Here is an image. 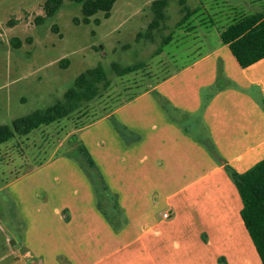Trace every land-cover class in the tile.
Returning <instances> with one entry per match:
<instances>
[{"label":"crops","instance_id":"crops-1","mask_svg":"<svg viewBox=\"0 0 264 264\" xmlns=\"http://www.w3.org/2000/svg\"><path fill=\"white\" fill-rule=\"evenodd\" d=\"M219 32L74 130L94 168L53 152L0 189V264H260L227 168L264 159V58L240 67Z\"/></svg>","mask_w":264,"mask_h":264},{"label":"rangeland","instance_id":"rangeland-1","mask_svg":"<svg viewBox=\"0 0 264 264\" xmlns=\"http://www.w3.org/2000/svg\"><path fill=\"white\" fill-rule=\"evenodd\" d=\"M44 1L0 0V126H10L12 120L61 100L79 74L97 65L102 67L110 86L101 89L100 98L84 105L80 111L85 110L84 116L75 113L0 144V189L43 163L53 152L57 156L70 152L73 162L84 165V160L76 161L80 157L71 150L78 140L74 133L77 127L90 123L108 108L207 51L217 41V29L236 16L257 12L264 3V0H186L188 7L206 10L203 16L189 20V25L196 29L186 33L188 24L182 28L175 26L181 17L177 0H169L165 27L154 31V41L149 42L135 41V36L144 32L151 20V0H115L108 18L104 19L101 13L95 16L98 25L92 21L75 24L73 20L81 18L80 7L64 0L52 18L36 25L34 18L43 15ZM168 35L170 43L156 55L155 50ZM203 35L207 41H202ZM12 37L21 41L19 49L11 48ZM61 60L67 66L62 67ZM112 63L120 67L144 63L145 67L117 77L111 71ZM0 216L16 217L4 189L0 192Z\"/></svg>","mask_w":264,"mask_h":264},{"label":"trees","instance_id":"trees-1","mask_svg":"<svg viewBox=\"0 0 264 264\" xmlns=\"http://www.w3.org/2000/svg\"><path fill=\"white\" fill-rule=\"evenodd\" d=\"M79 5L81 18H75V24H89L91 21L99 24L95 16L102 14L104 19L110 15L115 0H68ZM169 0H151L150 10L152 17L144 32L135 36V41L144 39L154 41L153 32L160 31L165 26V9ZM64 0H45L42 5L43 15L34 18L36 25L42 24L46 19L52 18L63 5ZM180 6L181 17L176 22V28L189 25L191 18L203 16L199 13L200 7L190 8L186 0H177ZM203 20H200L202 22ZM203 24V23H202ZM53 30L57 31L55 25ZM220 41L227 45L238 65L246 68L264 58V10L247 15L234 17L228 24L221 26L219 32ZM28 41V40H26ZM171 41V36L164 37L155 50V54L161 53L163 47ZM12 49H19L21 41L17 37L9 40ZM62 67L67 66L65 60L60 61ZM145 67L144 63L120 67L116 63L111 64V71L117 77H123L136 73ZM110 86L105 72L100 65L88 69L79 74L72 86L63 94L62 99L44 110H36L28 115L12 120L10 126H0V144L7 142L15 136H26L33 130L62 119L69 118L75 113L84 116L85 110L80 112L85 104L101 97V89L106 90ZM79 117V116H78ZM76 151L84 158L89 167L94 164L81 143H77ZM227 172L233 181L240 197L242 208L240 217L243 225L253 243L260 264H264V159L257 162L242 174H237L227 168ZM103 190L106 191L103 185Z\"/></svg>","mask_w":264,"mask_h":264},{"label":"built area","instance_id":"built-area-1","mask_svg":"<svg viewBox=\"0 0 264 264\" xmlns=\"http://www.w3.org/2000/svg\"><path fill=\"white\" fill-rule=\"evenodd\" d=\"M162 217H163V218H169V213H168V212L164 213V214L162 215Z\"/></svg>","mask_w":264,"mask_h":264}]
</instances>
